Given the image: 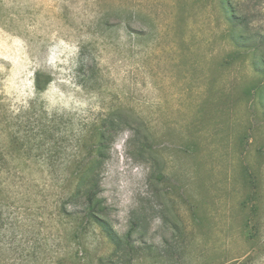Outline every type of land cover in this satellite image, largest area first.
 I'll use <instances>...</instances> for the list:
<instances>
[{
	"label": "rangeland",
	"instance_id": "1",
	"mask_svg": "<svg viewBox=\"0 0 264 264\" xmlns=\"http://www.w3.org/2000/svg\"><path fill=\"white\" fill-rule=\"evenodd\" d=\"M256 58L264 0H0V264H264ZM118 110L156 156L113 136L101 197L116 250L59 207L92 126Z\"/></svg>",
	"mask_w": 264,
	"mask_h": 264
},
{
	"label": "trees",
	"instance_id": "2",
	"mask_svg": "<svg viewBox=\"0 0 264 264\" xmlns=\"http://www.w3.org/2000/svg\"><path fill=\"white\" fill-rule=\"evenodd\" d=\"M253 64L260 73L264 74V59L259 60V58H256ZM35 81L37 89L43 90L46 88L50 79L44 82L43 87L40 86L37 75ZM123 128H127L132 132L133 138L131 145L134 147V153L138 157L149 156L153 158V161L155 160L156 150L153 148V140L150 132L143 134L140 132L139 128L133 127L122 110L109 113L105 119L92 126V138L90 141L91 143H89L88 153L85 157L75 161L74 165L78 168V172H76L75 175L76 181L74 180V182H71L72 190L70 189L67 197L61 201V206L59 207V213L71 217L78 214L75 215V217L79 218L82 223L100 228L104 236L115 246L116 250H119L122 245V239L119 237L108 218V206L105 205V199L101 197L103 191L101 184L103 176L102 170L106 160L109 158L107 153L110 150L113 136L118 130ZM0 160L4 161V158L1 156ZM145 160L149 161L148 157H146ZM155 175L154 178L160 182L163 177L165 181L167 180L165 174H162L160 171H157ZM168 182L170 184L169 180ZM252 198L253 196L250 194L248 201H251ZM248 201H244L243 206L247 207ZM70 203L74 206H78V208L75 209L76 211L71 212L67 210V205ZM2 210V207H0V231L3 230L7 224ZM245 223L248 237L252 239L257 237L255 236V232H257L258 229H255L253 225L249 226L247 221ZM129 238L130 232L126 233V241ZM13 239L16 241L17 236ZM12 243L14 246L17 245L16 242Z\"/></svg>",
	"mask_w": 264,
	"mask_h": 264
}]
</instances>
